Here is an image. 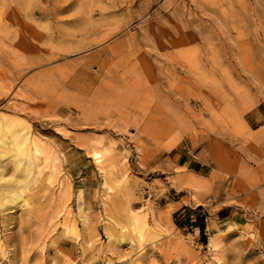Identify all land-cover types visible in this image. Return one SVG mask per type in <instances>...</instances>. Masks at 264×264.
Masks as SVG:
<instances>
[{"label":"rangeland","instance_id":"374dc122","mask_svg":"<svg viewBox=\"0 0 264 264\" xmlns=\"http://www.w3.org/2000/svg\"><path fill=\"white\" fill-rule=\"evenodd\" d=\"M8 118L0 264H264V0H0Z\"/></svg>","mask_w":264,"mask_h":264},{"label":"bare ground","instance_id":"6f19581e","mask_svg":"<svg viewBox=\"0 0 264 264\" xmlns=\"http://www.w3.org/2000/svg\"><path fill=\"white\" fill-rule=\"evenodd\" d=\"M29 129H30V127H27L26 125H23V124H20L16 121H13L10 118L5 120L4 122L3 121L0 122V158H2V156H5V155L8 157L9 156L13 157V159H11V160L14 161L15 167L21 170L18 177H20L22 175V173H24V171L26 173H29L33 166H34V168L35 167L37 168V166L34 163H33L34 164L33 166H31V164H32V162H35L34 156H36V155L34 153L37 154V152H39V149H40L39 148V142L35 137H33V134L31 135V133H30L31 129L30 130ZM37 158H39V157H37ZM91 158L93 160H96L99 162L101 160V155H100L99 151H97V150L92 151L91 152ZM41 169H43V168H40V170ZM38 171H39V169L36 172L37 175L35 176V178L31 179L30 185L28 187V192L27 193L24 192L23 197H20V198L13 200L15 207H19V206L21 207L23 205H27L29 203L31 197L33 195L37 194L39 186L43 182V178L45 176V172H44V174L43 173L41 174V172L38 173ZM51 174H48L47 177H50ZM108 175H110V172L104 171V176H103V179L101 182L102 188L104 189L103 195L106 198H107L108 194H110V190H108V189L112 188V186L108 185V183H107V176ZM115 182L117 183V185H119V179L118 178H116L114 180V183ZM0 204H4V201H2L1 199H0ZM133 216H134V214L130 212V220H131L130 224H132V226H131L132 229L135 230V233H137L138 231L136 230V226L134 225ZM120 237H122V236H120ZM121 240L124 241L123 237L121 238ZM211 248H212V246H211ZM132 252H135V251H132Z\"/></svg>","mask_w":264,"mask_h":264},{"label":"crops","instance_id":"0c3cea01","mask_svg":"<svg viewBox=\"0 0 264 264\" xmlns=\"http://www.w3.org/2000/svg\"><path fill=\"white\" fill-rule=\"evenodd\" d=\"M182 157V153L179 154L178 156V160H176L178 166L180 168H187L189 170H192L193 172H195L198 175H205L204 171V167L206 166L205 163L203 162H197V161H193V160H188V159H184V160H180ZM184 166V167H183Z\"/></svg>","mask_w":264,"mask_h":264},{"label":"trees","instance_id":"16d2710c","mask_svg":"<svg viewBox=\"0 0 264 264\" xmlns=\"http://www.w3.org/2000/svg\"><path fill=\"white\" fill-rule=\"evenodd\" d=\"M197 226L200 228L201 231H203L204 226L202 224H198Z\"/></svg>","mask_w":264,"mask_h":264}]
</instances>
